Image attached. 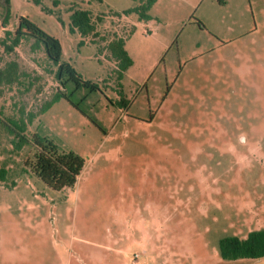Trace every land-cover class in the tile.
<instances>
[{
  "label": "rangeland",
  "instance_id": "1",
  "mask_svg": "<svg viewBox=\"0 0 264 264\" xmlns=\"http://www.w3.org/2000/svg\"><path fill=\"white\" fill-rule=\"evenodd\" d=\"M9 1L0 37L26 16L57 38L101 89L81 104L101 128L64 98L40 113L55 66L32 38L0 45V69L18 64L0 119L85 159L73 187L53 190L32 172L34 147L14 150L0 125V264H257L223 260L217 241L264 228V0H157L143 20L111 11L136 0ZM70 8L90 11L95 34L69 31ZM117 37L132 60L120 80Z\"/></svg>",
  "mask_w": 264,
  "mask_h": 264
},
{
  "label": "trees",
  "instance_id": "2",
  "mask_svg": "<svg viewBox=\"0 0 264 264\" xmlns=\"http://www.w3.org/2000/svg\"><path fill=\"white\" fill-rule=\"evenodd\" d=\"M90 1V0H89ZM102 3V0H96ZM137 4L122 11L111 10L115 15H129L134 13L139 20L148 19V11L157 0H136ZM39 3L38 0H34ZM220 2H222L220 0ZM57 3V1H54ZM2 27L5 28L10 15V1L3 0ZM50 14L54 13L50 9ZM69 31L78 32L82 37L95 34V26L92 22L90 11L84 8H70ZM57 20L61 21L57 16ZM32 38L34 47H42L46 58L55 66L54 78L59 87L52 97L40 108V113H44L53 103L61 98L67 100L72 106L86 115L90 121L98 126L99 123L89 116L81 107L87 94L100 92L98 83L84 79L68 62L63 61L62 46L60 41L48 34L26 16H19L14 30H4V35L0 37V45L4 51L13 52L15 48L25 38ZM82 40L78 45H82ZM125 39L114 38L108 44L109 51L117 63V78L120 80L124 71L132 64V60L124 48ZM18 79V64L10 61L0 69V82L12 84ZM84 89L86 94L80 98H75V94ZM117 105L127 107V101L122 97L116 102ZM33 114H28L27 121H32ZM0 125L12 136L11 143L14 150H20L23 146L31 145L34 147V160L31 163L32 172L46 186L53 190H62L73 187L85 166V159L75 151L61 150L52 139L34 133L31 137L25 134L26 122L20 117L18 120L7 118V121L0 119ZM6 169L0 167V182L6 178ZM217 247L219 256L223 260H237L243 258L260 259L264 257V228L249 231L245 237L240 238L236 235H225L218 239Z\"/></svg>",
  "mask_w": 264,
  "mask_h": 264
},
{
  "label": "crops",
  "instance_id": "3",
  "mask_svg": "<svg viewBox=\"0 0 264 264\" xmlns=\"http://www.w3.org/2000/svg\"><path fill=\"white\" fill-rule=\"evenodd\" d=\"M222 2H220V4H222L223 6H229L230 5V2H231V0H221ZM241 1L242 0H239V2H238V5H240V3H241ZM102 2H104V0H102ZM157 2V1H156ZM155 2V3H156ZM154 3V4H155ZM154 4L152 5V7L154 6ZM151 7V8H152ZM150 8V9H151ZM149 12V11H148ZM257 261H258V263L257 264H264V257L263 258H260V259H257ZM261 262V263H260Z\"/></svg>",
  "mask_w": 264,
  "mask_h": 264
}]
</instances>
